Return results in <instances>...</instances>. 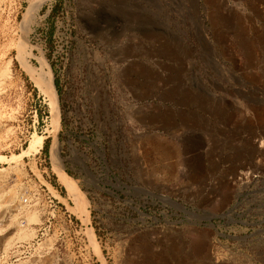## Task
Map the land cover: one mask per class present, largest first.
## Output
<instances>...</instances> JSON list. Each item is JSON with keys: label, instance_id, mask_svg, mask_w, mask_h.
<instances>
[{"label": "rangeland", "instance_id": "1", "mask_svg": "<svg viewBox=\"0 0 264 264\" xmlns=\"http://www.w3.org/2000/svg\"><path fill=\"white\" fill-rule=\"evenodd\" d=\"M39 2L0 0V215L46 179L83 221L58 142L81 191H102L97 256L46 257L19 210L0 225V264H264V242L225 217L230 177L264 162V0ZM21 59L52 73L58 120ZM34 133L41 151L13 159ZM15 233L33 236L3 251Z\"/></svg>", "mask_w": 264, "mask_h": 264}, {"label": "built area", "instance_id": "2", "mask_svg": "<svg viewBox=\"0 0 264 264\" xmlns=\"http://www.w3.org/2000/svg\"><path fill=\"white\" fill-rule=\"evenodd\" d=\"M65 129L70 135L72 134L70 129ZM61 131H63L62 118L59 133ZM260 142L264 146V139ZM70 145L74 147L73 143ZM64 167L65 172L72 174L69 168ZM229 180L234 190L233 202L226 209L225 217L238 218L240 225L253 229L254 234L257 235L256 240L264 242V162L258 159L255 166L239 170ZM45 181L46 184H42L39 189L27 192L22 197L20 215L23 226L28 225L26 219L28 213H35L39 216L40 222L35 225L34 241L36 242L33 246L39 247L45 244L46 247L42 249L44 255L56 261L93 259V255L97 256L93 247L94 240L98 244L96 228L103 215L102 191H91L88 188L83 192L89 213V222L85 223L62 203V192L51 181L46 179ZM66 238L68 242H65ZM19 248L26 251L31 249V246L23 244Z\"/></svg>", "mask_w": 264, "mask_h": 264}, {"label": "bare ground", "instance_id": "3", "mask_svg": "<svg viewBox=\"0 0 264 264\" xmlns=\"http://www.w3.org/2000/svg\"><path fill=\"white\" fill-rule=\"evenodd\" d=\"M40 1L39 3H43L47 0H38ZM34 2V1H33ZM38 3V2H37ZM39 4L34 6L32 5L30 10H29V16L31 19H33L36 15L37 9H38ZM28 28V27H27ZM22 60V59H21ZM44 64L45 61H43ZM22 65H24L26 71L32 76V78L34 79V81L36 82V84L40 87V89L47 95V97L50 99L51 101V107L53 109V113L56 116V119L58 120L59 118V108H58V93L56 91L55 85L53 83V75L51 72H41L38 73V71L34 68H32L27 62L26 60H22ZM6 71V70H5ZM4 74V73H3ZM2 76V75H1ZM6 76V75H5ZM56 120V122H57ZM60 127H61V119H60ZM59 127V129H60ZM58 129V130H59ZM44 138L38 134V133H34L33 136V140L28 148V150L24 151L22 154L17 155L15 158L13 159H22L23 157H26L28 155H30L31 153H36L41 151V149L44 146ZM262 148V145L259 146ZM60 145L58 142H55L54 145L52 146L51 149V153H52V159L54 160V165H55V171L58 175V179L60 181V183L66 188V190L69 191L70 196L73 197V199L75 200L76 204H77V208L76 212L81 215L84 219L85 223L89 222V213L87 211V200L85 198L84 193L81 191L77 181H75L73 179V177H70L63 169V165L61 163V159H60V152L59 149ZM259 154H263L264 155V150H259ZM1 158V157H0ZM12 159V158H11ZM10 158H2V161L5 163H10L11 162ZM12 191V190H11ZM10 198L8 200V206L10 208H15V209H11L10 212H8L6 215H0V225H2L3 222H11L14 223L17 218H18V214H14L12 212H16L21 210L22 208V204L19 205L18 202L21 200L22 201V196H19L15 191H12L10 193ZM80 216V217H81ZM39 220L35 217L33 219H30L28 223V225L23 226L22 222H18L19 225L23 226L24 230H27L30 224H35L37 223ZM26 227V228H25ZM32 230V229H31ZM92 231V230H91ZM35 232V231H34ZM23 233V232H22ZM20 234V236H16L15 235L9 237V239L7 240V244H5V246L3 247V251H6L8 249V246H10V244L14 241H26L27 239L31 238L33 236V234ZM28 233V232H27ZM94 240V235L93 233L91 234ZM95 244V240L93 242ZM96 245V244H95Z\"/></svg>", "mask_w": 264, "mask_h": 264}, {"label": "trees", "instance_id": "4", "mask_svg": "<svg viewBox=\"0 0 264 264\" xmlns=\"http://www.w3.org/2000/svg\"><path fill=\"white\" fill-rule=\"evenodd\" d=\"M56 86L58 87V83L56 82Z\"/></svg>", "mask_w": 264, "mask_h": 264}]
</instances>
